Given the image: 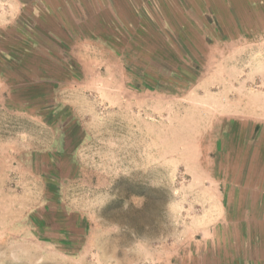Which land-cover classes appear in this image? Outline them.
Masks as SVG:
<instances>
[{
  "label": "rangeland",
  "instance_id": "1",
  "mask_svg": "<svg viewBox=\"0 0 264 264\" xmlns=\"http://www.w3.org/2000/svg\"><path fill=\"white\" fill-rule=\"evenodd\" d=\"M114 1L109 31L95 6L62 32L0 15V264H237L217 202L252 158L230 116L264 105V37L210 0Z\"/></svg>",
  "mask_w": 264,
  "mask_h": 264
},
{
  "label": "crops",
  "instance_id": "2",
  "mask_svg": "<svg viewBox=\"0 0 264 264\" xmlns=\"http://www.w3.org/2000/svg\"><path fill=\"white\" fill-rule=\"evenodd\" d=\"M89 6L100 8L97 9L99 11L96 14L101 28L105 26V31H109V22L104 20L102 14L111 12L113 8L116 21L119 20L116 13L119 2L117 4L114 0L112 2L110 0H0V7L5 8L0 15L5 21L17 22L21 18H27L30 12L36 11L33 15L38 16L40 20L42 15L53 16L58 29L62 32L68 29L69 21L64 15L67 8L72 9L71 13L77 8L76 13L79 14L80 7ZM207 6L212 8L221 29L230 32L232 37L236 35L246 38L264 37V0H210L204 7ZM100 16L102 18H99ZM32 20L34 22L35 19ZM77 21L79 19L76 16L74 22ZM237 27L240 29H236ZM56 36L61 38L58 33ZM94 37L102 38L103 35ZM260 95L264 99V92ZM242 112L241 115L230 117L235 120L244 118L246 119L244 121L252 126L249 139L251 142L248 140L245 146H233L231 150L239 156L245 148L251 149L252 158L247 160L244 170L242 169L229 182V191L231 195H236L235 199L220 194L217 213L225 218L233 217L230 226L238 234V241L234 242V245L241 251V255H235L237 264H264V105L259 107L252 103L247 104L245 112ZM219 188L221 189V184Z\"/></svg>",
  "mask_w": 264,
  "mask_h": 264
}]
</instances>
